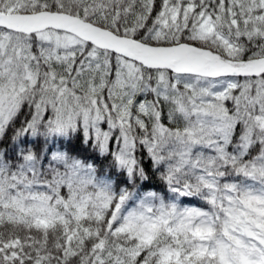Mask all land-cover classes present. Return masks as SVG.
Masks as SVG:
<instances>
[{"label": "snow or ice", "instance_id": "1", "mask_svg": "<svg viewBox=\"0 0 264 264\" xmlns=\"http://www.w3.org/2000/svg\"><path fill=\"white\" fill-rule=\"evenodd\" d=\"M0 264H264V0H0Z\"/></svg>", "mask_w": 264, "mask_h": 264}]
</instances>
